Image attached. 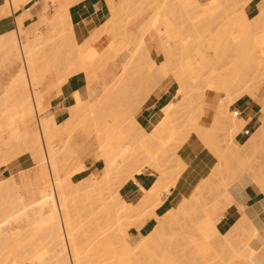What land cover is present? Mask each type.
I'll list each match as a JSON object with an SVG mask.
<instances>
[{"label":"rangeland","instance_id":"obj_1","mask_svg":"<svg viewBox=\"0 0 264 264\" xmlns=\"http://www.w3.org/2000/svg\"><path fill=\"white\" fill-rule=\"evenodd\" d=\"M45 1L46 2H50L53 5V9L55 11L54 13L58 12V10H59L58 6H57V4L59 2L58 0H45ZM76 1L77 2L73 1L74 4H76V3L80 2V1H84V0H76ZM109 1L111 2L112 0H109ZM109 1L107 0V2H109ZM129 1L125 0V2H126L125 3L123 0H113L112 3L115 6L121 5V3L123 2L124 3L123 8H126V11L125 10H123V11H125L127 14L125 12H124L125 13L124 14L123 11H122L120 14H118V12H117V14H118L117 15L116 12H114L115 10L113 11V9L110 8V12L113 11L111 13L110 20L111 19H113V20H111V21L108 20L104 24L108 28H104L103 29V28H101L102 27L101 26L100 27L101 29L99 30V32H95V34H94V32H90L91 33L90 36H92L91 38H95L94 36L96 34L97 35L103 34V35H106L107 39H109L110 35L111 36L113 35L111 37L112 39L110 38L109 42H112V45L114 47H118V45H121V42L124 40V38H125V32L124 31H126V32H128V34L132 33L131 35L129 34L126 37H129V38L132 37L133 38L132 42H131V39H130L131 49L133 50V49H135V45L133 44L134 38H136L137 40L135 39V41H138V42L141 39V33H139V30H141L140 29L141 26H144L147 23V21L148 22L152 21V18H155V16L156 17L158 16L157 19H161V17H163L164 14L165 15L168 14L167 17H169V15L172 14V17H170V19L172 20L175 17V19L172 20V21H173V23H174V21L176 22L175 26H176L177 29L178 28L181 29V30L178 29L179 32L180 31L184 32L182 37H184L185 39H186V37H188V39H186L187 43L185 42L184 47L182 45H177V47L175 46V49L177 48V50H178V49H180L182 47L185 51H187V50H191L193 48L196 51V49L202 48L204 51L207 52V54L210 57L216 58V62L217 63H215V64H216L217 67H215V68H217V69L219 68V71H217V69H216L217 72L215 73V75L217 74V77H219V76H221L223 74L228 75V71H231L233 69H237L236 65H235L236 62H234V59L239 58L240 56H242V55H240V53H243V51L242 52H237L238 48L239 47L241 48L243 46V44L241 45V42H240V39H242V37L240 35V32H243L247 28L246 31H244V32H247L248 30L250 31L249 39L252 38V40L251 41L248 40L247 42H249L248 45L251 44V46H250L251 49L249 51L251 55H249L248 53H247L248 55L244 54L246 57L243 60H246L247 56H251V57H249L251 59L248 58L249 60L246 63L245 62H241V63H244V64H242L243 66L240 65V63L238 64L239 67L238 66L237 67H238V70L240 72L239 76H241V77H239V80H237V83H232L233 85L231 84L229 86V89L232 86V88H231L232 90L230 89V91H229V89H228L227 90V92L229 91L228 93L226 91H220V93L217 94V97L219 98V100L217 102H215V105H219L220 102H222V100H223V102L226 100L224 103L227 104L228 100L225 99V97L227 98V94H231L232 93L231 95L233 97V100L235 101V102H232V103H236L237 100H239L240 98H243L245 96H249L251 99H255L259 95V91L261 89H264V59H263L264 58L263 57L264 56V26H263L264 25V21L262 20V18L264 17L263 15H262V18L259 19L260 21L258 19L255 20V22L257 21L256 22L257 24L255 22H251V24H250L251 28H249V26L246 27L245 25H243L244 26L243 27L240 24L241 21L239 23L237 22V21L240 20V18H238V17L241 16V15L238 16V14H240L242 12L241 5H238L236 7L234 6V9H232L233 7H229V5H227L225 2H222V0H220V1L214 0V2H212L210 4V6L209 5L205 6V8H206L205 11L203 9L204 7L202 6L203 12L201 10V7H199V6H198L199 7L198 11H196L197 10V5H196V8H195V6L189 7L192 10L189 9L188 7L187 8L185 7L186 9L184 8L183 10L186 11L187 13L184 12L183 10L180 11V12L175 10L176 9V4L178 5V3L181 2L180 0L179 1L178 0H171V1L169 0V2H168V0H166L167 2L164 1V0H136L137 2L139 1L138 3L135 0H133V1L129 0ZM173 1H175V2H173ZM176 1H178V2L176 3ZM133 2H135V3H133ZM263 2H264V0H261L259 4L263 5ZM165 3H167V4H165ZM161 4L162 5L164 4V5L162 6ZM182 4L183 3H181V5ZM249 4L247 6L246 13H247L248 17L252 19L258 13V9H257V12H256L255 15L249 16V13L251 12V10L253 8V6L249 7ZM181 5H179V7H181ZM225 5H227V6L225 7ZM251 5H253V0H252ZM185 6H186V4H185ZM179 7L177 9L181 10V8L179 9ZM228 7H229V9H227ZM156 8L158 9V11H157ZM193 8H194V10H193ZM163 9L165 10V12H164ZM46 10H49L47 4H46ZM160 10H162V12H164V13L161 14V16H160V12H161ZM227 10H230V11H227ZM156 11L158 12V14H157ZM236 12H238V13H236ZM113 13H115V14H113ZM155 13H156V15H155ZM236 14H237L238 17H235ZM116 17H118V18L116 19ZM234 17H235V21H236V18H238V20L236 21L237 24H235V22L233 20ZM228 19L229 20L232 19L233 22L232 23L231 22L228 23L229 22ZM258 21H259V23H258ZM108 22H111V23H109V25H108ZM113 23H114V26L112 25ZM159 24H160V21H159L158 25ZM229 24L232 25V26H230ZM122 25H124V26H122ZM240 25L243 28H241ZM257 25H258V28L256 27ZM60 26H62V24H60ZM111 27H112V29H111ZM122 28H123V30H122ZM255 28H256V30H255ZM109 29H111V31H109ZM103 32H105V33H103ZM155 32H157L155 29H151L150 30L149 36L146 37V41H147L146 43L148 44V46L151 47L152 59L157 60L158 64H161L164 61V56L163 55H161V56L157 55L156 48H155L157 37H156V33ZM260 32L261 33L263 32V33L261 34ZM188 33H189V35H188ZM14 34H16V33H14ZM251 34H253L254 36L251 35ZM255 34H257V35H255ZM259 34L261 36H263V37H261ZM42 35L46 36V35H48V32H45L44 34L42 33ZM132 35H134L135 37L132 36ZM218 35L220 37L223 36V38H222V44H220L221 41L219 39L217 40V41L220 42V43L218 42V45H217V41H216V37L215 36H218ZM21 36H23V35H20V37ZM90 36H89V39H90ZM138 36H139L140 39L137 38ZM114 37H115V39H114ZM121 37L123 39H121ZM212 37H215V39L212 38ZM184 38H183V40H184ZM115 40L117 41V43H116ZM211 40H213V41H211ZM57 41H59V39ZM71 42H72V39H71L70 43ZM113 42H114V44H113ZM211 42H213V47L212 48L215 49L216 46L220 48V45H223V47L221 46L222 50H225V52L228 51L227 53H225V56H224L225 60L224 59H223V61L221 60V58H223L222 55H223L224 51L222 52L221 50L220 51L218 50L219 51V52H217L218 55L215 54L216 51L214 52L213 49L211 48V46H212ZM238 42H240V46H239ZM134 43L136 44L137 42H134ZM209 43H211V46H210ZM52 45H54V43ZM224 46H226L227 50H226V48L224 49ZM246 46L244 45L245 48H246ZM240 48H239V50H240ZM115 49L116 48H112L111 52H109L110 50H108L109 53L105 52V54L103 52L104 50L101 51L104 54L103 55L101 53V56H100V57H103L102 58L103 61L99 60L100 63L95 61V63H97V66H94L95 69H94L93 73H92L91 70H89V71H91V75H93L95 73L94 77H93V81H95V82L97 81L96 75H97L98 71L100 73L104 69L103 67L109 66L110 63H114V64L120 63V65H118V66H121V67L118 68V69H115L113 71L116 73V78H117V76H119L121 74V72L123 71L122 63L125 61V59L120 54L116 55L115 51H114ZM245 52H247V51H245ZM220 53H222V54H220ZM232 53H233V55H232ZM235 53H236V55H235ZM97 54H100V52L97 53ZM194 54L196 55V52ZM226 54H228L227 57H226ZM237 54H239L240 56H238ZM216 55L217 56H222V57H220V58L218 57L217 58ZM230 55H231V57H230ZM244 55L242 56L243 58H244ZM95 56H97V55H95ZM98 57L99 56H97V58L93 57L94 58L93 60H97V59L100 58V57L99 58ZM229 57H230V59H229ZM232 58H234V59H232ZM219 59H220L221 62L219 61ZM240 59H241V57H240ZM240 59H237V61L239 62ZM261 60H263V61L261 62ZM150 62H151V60L150 59L147 60V58H146V60L144 59L142 62H140V63H138L136 65V67L138 66L140 68H137L138 69V71H137V69H135L136 68L135 67L134 68L135 70L133 69V71L131 72V75L133 77L131 76L132 78L130 77L129 82L126 85H124L123 87L120 88L121 91L120 90L116 91V93H118V94H116L115 97H113L111 99V101H113V102L110 101L111 105L109 104V106H111V107L110 108L108 107L109 110H107L108 108L105 109V110L103 109V111H102L103 114L101 116H99V117L97 116V119L94 118V117H91L90 115H87L88 112H86L85 117H84L85 123H84V120H83L82 124L80 123L81 125L78 126L76 131L71 134V136H72L71 140H70V137H68V139L70 140V141L68 140V142H69L68 145L72 146L73 148H75V146L77 147V148H75L77 151L74 150L76 152V156L75 155H73L75 157L72 156L76 160V162H74L75 160L74 161L71 160L72 162H74L76 164L72 165L71 164L72 162H70L69 158H68L69 162L66 161L67 159H65L66 162L63 161V162H65L63 164H65V167L68 168V170L65 169V171H67V175H62V173L63 174L66 173L63 170H61V175L64 178H66V176H67L68 177L67 179H69V178L72 179V180L69 179V180H71L70 181V198H71V202H73V203H71V210L73 211V213L75 211L76 214H77V218H75V219H76V222L79 224L78 225L79 230L84 232V234L81 233V235H84V237L82 236L83 237V243L87 240L86 241L87 243L85 242V244H86L85 247H88L87 245H90L93 241L98 239V237L100 236L99 235L100 233H102L104 231H111L112 229H116L115 226L117 224L115 226H113L115 224L116 220L114 219L115 218L114 217L115 216V212L113 214V211H115V209L113 210V207L111 206V202H112L111 198L113 196L114 197L116 196V194H117L118 190L121 188V186L126 184V182L128 180L132 179L137 174V172L139 171V167H141L140 168L141 171L143 170L145 172H150L151 175L154 173L155 176L154 175L153 176L155 178H156V175L157 176H162L160 174H163V176L161 178L160 177L156 178V184L158 183L159 179H160L159 182L162 183L163 180H164V182L162 184L161 183L158 184V187L159 186L162 187V185H163L162 188L155 187L156 184H154L152 186L153 189L156 188L155 190H153L154 193L151 190L152 187L149 190H147V193L150 192V190L152 191V193L150 192V194L151 195L154 194L153 195L154 196V198H153L154 200H156V199L158 200L159 199L160 201L156 200L157 201L156 203H152L151 202V204H144L145 201H142L143 203L139 202V201H135L134 202L135 206H134V204H132L130 206H128V205L126 206L125 204H123V205H121L119 207V208L122 209V211H121V213L119 215L120 218H121V221H122L121 223L124 222L123 225L125 226V229L128 230V234L130 236V240H134V238L138 235V234L134 233V231H132V228H135L137 231H139V229H140V227H141V225L143 224V221H144L143 218H145V211L149 210L151 215L152 214L154 215V210L157 208V206L160 205V204L158 205L157 203L161 202L162 194L163 193H169L170 188H172L175 185L177 180L180 178V176L184 172L182 168H181L182 169L181 170L180 168L177 167V164L178 165L180 164L178 162H182V159L178 155L179 150L182 148L181 143L179 144V141L182 142V140L183 141L187 140L192 135V133H191L192 132L191 131L192 127L191 126L193 125L194 122L190 123V124H189V122H192L191 118H193L192 119L193 121L195 120L196 117L198 118L197 114L199 113V111L196 114L193 113V112H195L194 110H197V109L199 110V106H197L198 105L197 103L200 102L202 104L203 102H201V100L204 101V99L201 98L200 96H202L203 93H211V92L209 90H207V84H205L206 80L205 79H198L199 82L193 83L191 85L192 86L191 87L192 90H191V95H190V100H189V105H190L189 108H190L191 111L189 109H185L186 108L185 105H182V106L179 105V104H182V103H179V102H181V100H180V98L177 97L178 94H176V89L178 88V86L176 85V87H175V82L173 80L175 78V76H176L175 73H177L179 68H180V66H178L179 64L177 63L178 65H176L175 62H170L172 67L170 66V70L168 71L169 75H167V77L166 76L165 77H159L158 76L159 69H157L158 67L155 66V70L156 71H154V70L152 72L150 71L153 68L151 66H154L151 63V66H150L151 69H150V67H149ZM91 63H92L91 67H93V65H94L93 61ZM98 64H99V66H98ZM140 64H141V66H139ZM100 66H101V68H100ZM176 66H177V68H176ZM144 67H146V68L149 67L150 70L149 69L146 70ZM174 67L176 69H174ZM41 68L42 67H40V70H41ZM174 71H176V72H174ZM56 72H57V68L56 69H52L48 74H46V76L47 75L52 76L53 74L56 75ZM154 72H157V73H154ZM133 74H135V75H133ZM172 74H174V76ZM89 75H90V73H89ZM150 77L153 78V79H149ZM163 79L166 80V82L168 84L169 83L173 84V86L175 88V94H176V96L174 98L175 100H174L173 103H171V102H169V103H171L172 105H175L174 108H175V111L177 113V115L175 116V120L177 119L176 121L178 123L174 119H168L165 122H163V121L161 122V121H158L157 119H154V121L152 123H150V125L147 128H142L140 125L132 123V122L137 120L136 115L139 112L138 109L140 108L141 103L143 102V99H141V96L144 93H147V92L152 95L153 91L159 85V83L164 81ZM175 80H176V78H175ZM87 81H88V79H87ZM152 81L155 82L156 84H153ZM156 81L158 82V84H157ZM95 82H93V83H95ZM239 82L241 83V85H240ZM111 83H112V80L108 81L106 83V85H109L111 87L112 86ZM38 86H40V85L37 84V86H36V84H35L36 88ZM52 86H54L55 88H58V89L60 88L57 85H55V83L52 84ZM100 86H101V83H100ZM145 86H147V87L145 88ZM193 86H195L196 88L194 89ZM35 87H33V89H36ZM148 87L151 90H152V87H154V90L152 91V93H150L151 90L149 91ZM243 87H244V89H243ZM101 88H102L101 89L102 90L101 93L103 94L104 91L106 90V87L104 88V86H102ZM122 88H123V90H122ZM142 88H144L143 89L144 91H146V89L148 91L144 92L142 90ZM199 88H201V90H199ZM197 90H199V92ZM27 91L29 93L26 92V96H28L30 98L29 86H27ZM200 91H202V92H200ZM206 91H208V92H206ZM194 92H195V94H194ZM177 93H178V91H177ZM223 93H225V94H223ZM199 94H200V96H199ZM254 95L256 96L255 98H253ZM100 96H98L93 101L94 104L96 102H98ZM144 96H146V97L144 98ZM144 96H142V98H144V100H145L147 98V95H144ZM197 96H199V98L201 100ZM235 97H236V99H235ZM193 99L197 100V102L195 100H193ZM140 101H142V102L140 103ZM147 101L148 100L146 99V101H144V102L147 103ZM29 103H30L31 106L33 105L31 99H29ZM259 103L261 105V110H262L263 109L262 101H259ZM201 104H199L200 107H201ZM16 105L17 104H15L14 107H16ZM145 105L146 104L144 103V106ZM177 105L180 106V107L178 108ZM141 106H143V105H141ZM183 106H184V108H182L181 111H180V108L183 107ZM204 108H205V106H204ZM140 109H142V108H140ZM37 110H38V113H35L34 108H32V112L30 114H28L32 118V123L34 125V131L32 133L31 132H20L21 135L23 136V138L27 142L24 139H23V141H22V139L19 141L18 139H20V138H18L16 140V139H14L13 136H11V133L12 134L15 133V132H13L14 128L13 129L11 128L12 124L9 123L11 121L7 120L8 117L5 118V116L8 113H9V117H10L11 113L16 111V109H14V111L11 110V112L8 111L5 114L4 118L8 122H5L4 118H0V123H1L2 127L5 130L4 131L5 134L3 133V135L5 137V145L0 147V167L3 166V165H7L12 159L16 158L18 155H20L22 153H27L28 151H30L28 153H31V155L34 157V159L36 161L35 168L33 170H31L30 172L21 173V174H18L17 176L11 175L10 177L4 178V179L0 178V183H1V185H0V233L3 236L2 238H0V264H31L32 262H30L28 260V258L33 257L34 253L35 252L37 253V251H38L37 257H39V256L40 257L37 260L34 261L36 264H39L40 262H43L42 258L45 259V264H57V261H55L56 257H55V255H53L54 252L52 250L54 246L52 247V243H50L51 239L48 238L49 236H48L47 231L40 227L41 226L40 221L42 220V216H44L45 214L49 213L50 208H51L50 206L44 207L42 205L43 201H44V199H43L44 196L42 195V189L45 188V187H48L47 188L48 194H50L51 192H50L49 183H48L49 174H46V175L44 174L45 176L44 175L42 176V174H43L42 173V168L48 173L47 166L45 164L44 165H39V163L37 162L38 160L35 158L36 157L35 156L36 146L34 145V138L33 137H34L35 133L38 130L37 129L38 128V126H37L38 118L36 119V116H37V114H39V116H40L43 113V112L40 111V107H38V105H37ZM110 110H112V113L113 112L114 113L113 114L110 113L111 112ZM177 110H179V111L177 112ZM182 110H183V112L185 114L184 113L181 114ZM186 111H188V113L189 112H191V113L187 114ZM13 114H15V112ZM186 114L189 115L188 116L189 118H187ZM224 114H221L220 110L218 108H216V106H215L213 111H211L209 113V115L212 117L211 125H206V122L204 123V127H208V129L210 128V130H211L212 126H214V125L217 126L215 128L213 127V130H211V131L214 132L213 133L214 135L217 134V137L215 136L216 140H218L217 142L221 146L224 154L226 153L224 155V159H225L224 160V164L221 165L220 159L217 157V154H215V156L217 157V165L214 168V170L211 172V174L205 180H203L201 183H199L195 187L192 195L189 198H184L183 201L180 204H178L177 207H175L172 210H170L167 213H165V214H168V213L172 214L169 218H168L169 214L165 215L166 218H162L163 222H164V225H165V223H167V225L164 226L165 229H166L165 232H167V237H164V240H166V241L168 240V242H165L164 240H162V243H163L162 244L161 240H160L161 237L160 238H156L155 236H153L156 239L152 238L153 241L155 240V243H152V244L154 245V244H156L159 241L161 244H160V246L159 245L158 246L162 247V248H159L157 245H155L157 247H153V245L150 248L146 247L147 250L150 249L149 252H147L148 254H150L149 255L150 256L149 259H147L148 255L146 256V255L142 254L144 252H141V251L135 252L136 255H137V258L139 257V259H140V255H143L142 257H144V256L146 257V259L144 260L143 264H166V263L167 264H243V262H242L243 261V257L246 256V254H245L246 253L245 252L246 249L243 246L248 241V236H249V231L250 230H247L245 233L241 232L243 230H240V229L235 230V231H237V233L240 234V236L237 237L236 236L237 234L235 232L234 235L236 237L231 235V236H233V238H231V236L229 235L230 237L228 238L226 236L227 233H230V230H232V234L234 232V229H232V228H234V226H236V224H234L232 227H229L227 229V232L222 233V236H220L224 240L225 239L228 240L227 243H226V240L224 241L222 238L220 239L219 237H214V238H211V239H208V240L205 241V243H207L209 245V246H206L207 248L205 247V245L203 243V240H205L204 237L202 236L203 238L202 237L200 238L201 232H203V230H204L203 225L201 223L203 221L205 222V220L203 219V215H204L203 211L205 210V208L209 209V207H213L212 204H214V203L216 204L217 202L218 203L220 202V204L221 203L223 204V206L221 205V207H223V208H220L221 210L223 209V211H220V212H224V210H225V212H228V214H230V213H232V210H233L232 207L233 206L235 207V209L239 208L240 211L242 210V201H240V200H242L241 197H238V198L234 197L235 199H232V200L236 204L233 202L234 205L231 204L230 207L231 206L232 207L231 208L228 207V209H227L226 205L224 204V202H226V200L224 201V199H223V201L222 200L219 201L220 198H219L218 194H221V192L223 191V186L225 184H232L233 185L232 187L236 188L239 178H242L243 174H245V175H247V177H248V179L250 181H252L253 183H256V184L259 183L260 185H262V188L264 189V121L263 120L261 121V113L259 112V115H258V118H257V122L254 125V130L251 132V134H252L251 137H249L248 140H246L242 145L241 144L238 145V143H236L234 139H235V136L239 132H241L243 130V127L240 126V125H243V124H241V122H240V124H239V122H236L238 124H233V121L235 123V120H234L235 118H233L231 114H234V113H230V114L228 113L231 118L228 117V114H227V116L224 115ZM28 115H25V116L27 117ZM103 115H107V116H103ZM190 115H192L191 118H190ZM220 115H222L224 117L223 119H225V117H228L229 119L227 118L228 120L226 119L227 121H225V120L220 118L221 117ZM236 115H237V113L234 114V116H236ZM16 116L19 117V114H17ZM25 116H24V118L20 117V121L25 120V118H26ZM114 116H115V118L118 117V119L117 118L116 119L113 118ZM177 116H178L179 119L177 118ZM119 117L121 119H123V120H120ZM232 118H233V121L231 122ZM15 119H16V117H15ZM18 119H16L14 122L17 123ZM101 119L102 120H106V119L108 120L109 119L108 121H110L111 123H112V121H113V123H116L115 120L116 121L118 120L117 122H119V123H116V125L119 124V127H122L121 128L122 131L123 132L125 131L124 132V134H125L124 136H126V137L128 136L127 138H125V140L123 141V145H122V148H124L123 149L124 150V158L126 160V172L124 174H122V175L118 174V173H115V174H111L109 176V175L106 174L105 165H104L103 158H102V149L100 148L102 146L100 144H102V143H100V139H99V136H98V129H97L98 127H96V124H95V121L97 123V120H101ZM188 119H190V121H188ZM198 119H196L195 121H198ZM217 119H219V121ZM9 120H11V119L9 118ZM86 120H88V121H86ZM124 120H125V122H123ZM171 120H173V121H171ZM202 121H203V117H202ZM223 121H225L224 125H222ZM236 121H238V120L236 119ZM215 122H217L216 124L219 123V125H220V122L222 124L220 126H218L216 124H213ZM16 123H14V127L16 126L15 125ZM128 123H129L130 127L128 126ZM175 123H177L176 126L178 127L179 130L175 126ZM131 124L132 125L135 124L136 126H138L139 129L136 126L135 127L137 129H134L135 127L133 128V126H131ZM7 126H10V130L8 129L9 127L7 128ZM162 126H165V127L169 128V129H172L174 132L177 133V134L175 133L176 137L174 139H172V141L174 140V143L175 142H178V143L176 145L174 143L172 144V141L167 139V141L169 142V145L167 144V146L165 148H163L162 151L160 150L161 153H159V155H158L159 157L157 155H156V157H154L155 155H153V154H157L158 151H159V148H161V146L160 147L158 146V145H160L159 143L161 142V140L158 138L160 135H158L156 133L159 130V128H161ZM222 126H223V128H222ZM16 127L18 129L20 128L18 126H16ZM114 127H116V126H114ZM245 127H247V125ZM218 128H220V129H218ZM142 129H144V130H142ZM174 129H176V130H174ZM181 129H182V131H181ZM214 129H217V131H215ZM133 130H134V132H133ZM136 130L137 131L139 130V132H138L139 134H140L141 130H142V132L144 131V133L141 132L142 134L139 135L137 132H135ZM177 130L180 131L181 133L180 132L178 133ZM130 131H132V132H130ZM24 133H26L28 135H23ZM143 134H145V135H143ZM135 135L136 136L139 135L138 136L139 138L136 137ZM146 135H148L147 138L145 137ZM151 136H152V140L150 141ZM153 136H154V138H157L154 141H153V139H154ZM116 137H120V135H118ZM142 137L143 138L145 137L146 139L141 141L140 139ZM184 137H185V139H184ZM161 138H162V142L161 143H164L163 141H165V144H162V145H166V138H168V137L167 136H166V138L164 137L165 139L163 137H161ZM136 139H139L140 142L138 140H136ZM143 141H144V143H142ZM146 141H149V142H151L153 144H157V143L158 144L152 146L151 143H148V145H146ZM10 142H12V143H10ZM70 142H72V143L70 144ZM26 143H28V144H26ZM170 143L172 145H170ZM16 144H17V146H16ZM131 145H132V147H131ZM127 146H128V148H127ZM139 146H141V147H139ZM148 146H152L153 148L150 147V148H146L145 149V147H148ZM172 146H173V148H172ZM175 146H177L178 148H175ZM179 146H181V147H179ZM142 147H143V149H142ZM34 148H35V150H34ZM126 148L129 149V150H127ZM130 148H131V150H130ZM16 149H17V151L14 152L13 150H16ZM25 149H26V151H25ZM149 149H151V150L155 149L156 153H155L154 150H152V151L150 150L151 151L150 152ZM170 150H171L170 153H172V151H173V153L177 155V156L176 155L175 156L179 160L174 156L173 153L172 154L169 153L170 155H168V152ZM131 151H132V154H131ZM164 151H166V152L164 153ZM148 152H150V153H148ZM231 152L233 153V155L230 154ZM134 153L136 154V156H133ZM150 154H152L153 156H151ZM161 154H164V155L161 156ZM131 155L135 159L134 158L131 159V157H132ZM166 155H167L168 158L166 157ZM173 156H174V159L172 160ZM72 157H71V159H72ZM165 157H166V159H165ZM169 157H171V159ZM157 158H159V159H157ZM167 159H170L169 160L170 164L168 163ZM175 159L178 162L175 161ZM137 160H138V165L140 164L139 166L137 165ZM166 160H167V162H166ZM171 160L174 161V162H172ZM97 161L102 162L101 169L98 172H96V171L95 172H91L89 169L87 170V168L89 167L88 163H92L93 164V163H95ZM139 161H141V163H139ZM156 161L158 163H156ZM132 162L133 163L136 162L135 165H133ZM165 163H168V165L165 164ZM67 164H69L71 166L69 167ZM81 165L86 167V172H84V173L81 172L80 173L79 168L81 167ZM135 166H137L138 168L135 167ZM162 166H163L164 169L161 168ZM61 167H63V166L61 165ZM133 167L137 168V169H135L136 173L134 172L135 170H133L134 169ZM155 167H156V169H155ZM152 169H155V171L160 172V173H158L159 175L155 174V171H153ZM178 169L180 170V172H179ZM77 171H78V173H77ZM132 172H134L135 174H133ZM174 172H175V174H174ZM68 173H69V175H68ZM214 174H217V176L215 175L214 177H215V179H218L219 182L217 181L218 182L217 183L216 180L214 179L213 183L215 182L218 185L215 184V185H213V187H211V186L207 187L206 186L207 183H205V185H204V182L207 179H209L211 176H213ZM78 176H82V178L77 180L76 177H78ZM74 178H75V180H74ZM162 178H163V180H162ZM40 182H42L41 185H39ZM3 183H4V185H3ZM204 187H206V188H204ZM210 188H211V190H210ZM203 189L204 190L207 189V190L204 191ZM213 189L215 191H217L215 194H214L215 191ZM161 191H162V193H161ZM201 191H204L205 193L201 192ZM144 193H146V191ZM71 194H72L73 198H72ZM262 195H263L262 198H264V193ZM19 197H21L20 199H22V197H24L25 204H24L23 208L19 207V204H18ZM217 197H218V200H217ZM222 198H224V196ZM214 200H215V202H214ZM236 200L237 201L239 200L241 202L240 203V207H238L239 205H237L238 203L236 202ZM50 202H51V204H53V200L52 199H50ZM228 204H227V206H229ZM108 205H110L111 209H112V215H111L110 218H107L105 216V207L108 206ZM216 206H217V204H216ZM218 208H219V206H217V209ZM207 211H210V210H207ZM207 211L205 210L206 214H207ZM261 215L264 217V210L260 211V217L256 221V224L257 225L259 224V226H260L261 234H262L259 237L263 238V236H264V225H263L264 224L263 223L264 222V218ZM146 216H147V214H146ZM165 216H163V217H165ZM204 216H205L204 218H206V215H204ZM220 216H222V214ZM157 218L160 220L161 217L160 218L157 217ZM158 219H157V221H158ZM222 219H223V217H222ZM133 222L134 223L136 222V225H134ZM158 222L156 224L157 226H158ZM204 222H203V224H204ZM236 223L239 224L238 220H237ZM129 224L132 225V226H130ZM156 225L150 230V232H148L146 235H143L144 237L145 236L149 237V238H147V237L144 238L143 237L142 238L143 241L144 240L145 241L149 240L152 237V235H154L153 234L154 233L153 230L156 227ZM112 226H113V228H112ZM126 227H128V228H126ZM236 227H235V229H236ZM45 231H46V233H44ZM238 231H240V232H238ZM33 233H34V235H33ZM156 233L157 232H155V234ZM241 235H243L244 238ZM244 235H246V236H244ZM246 237H247V239H246ZM119 239L117 238L116 240H114V243L115 242L117 243V245H114V247H116V246L119 247L118 246L119 242L123 238H121L120 241H119ZM244 239H246V241ZM200 240H202V241H200ZM234 240H235L236 243H233ZM243 240H244V242H243ZM11 241H13V242H11ZM207 241H209V242H207ZM221 242H222V244H221ZM18 243L20 245L22 244L24 246V247H22V251L20 249H19V251L17 250V248L19 246V245H17ZM120 244H121V242H120ZM145 244H147V242ZM92 245H94V244L92 243ZM92 245H90V247H92ZM201 246L205 247L206 248L205 250H208L209 252L212 251V252L209 253V252L204 251V250H203L204 252H202V250H201L202 247ZM232 246H234V247L232 248ZM139 247H141V245ZM253 247H254V245H252V248ZM20 248H21V246H20ZM89 249H88V251H89L88 255H90V253L92 255L93 248H92V250L91 249L89 250ZM144 250H146V249L144 248ZM242 250H244V251H242ZM256 253H257V255H260V256H262L264 258V245H261L258 248V250L256 251ZM105 254H106V252H104V253L100 252V254L98 252L97 255H94L97 258H95L94 256L93 257L95 259H98V258L102 257V258H100L101 259V263H102V261H103V263H105L103 258H106L109 255V254H106L107 255L106 256ZM109 256H111V255H109ZM204 256L207 257V259ZM208 257H209V260H208ZM256 260L258 262L261 261L260 263L264 264V259L262 261L261 258L258 257V258H256ZM98 261H100V260H98ZM101 263L99 262V264H101Z\"/></svg>","mask_w":264,"mask_h":264},{"label":"bare ground","instance_id":"obj_2","mask_svg":"<svg viewBox=\"0 0 264 264\" xmlns=\"http://www.w3.org/2000/svg\"><path fill=\"white\" fill-rule=\"evenodd\" d=\"M3 1V0H2ZM31 1H33V0H6L5 1V6H4V10H9V8L10 9H14V10H17L18 8H21V5L22 4H25V3H28V2H31ZM59 2H66L65 4H63V5H60L59 6V10H58V12H56V15L54 16V22L53 21H51V22H53L56 26H60V24H62V26H64L63 24H65L64 22H65V20L67 19V13H68V9H69V7L70 6H73L74 5V2H77L76 0H58ZM74 1V2H73ZM109 1V0H108ZM113 1V0H112ZM112 1L109 3V2H107V3H109V4H107V5H109L108 7H109V9L110 8H112L113 9V11L114 12H116V14H117V12H118V14H120L123 10H125L126 11V8H123V6H124V3L122 4L121 3V5H118V6H114L113 5V3H112ZM124 2H125V0H123ZM129 1V0H128ZM133 1V0H132ZM136 1V0H135ZM164 1H166V0H164ZM171 1V0H170ZM179 1V0H178ZM178 1H176V3L178 2ZM181 2L180 3H178V5L176 4V9L175 10H177V11H182L185 7L187 8H189V7H191V6H195V8H196V5H197V10L196 11H198V8L199 7H201V10H202V12H203V9H204V11L206 10V8H205V6H207V5H209L210 6V4L212 3V2H214V0H180ZM183 1V2H182ZM218 1H220V0H218ZM252 0H222V2H225L227 5H229V7H233L232 9H234V6L236 7V6H238V5H241V9H242V12L240 13V14H238V16H240V17H238L237 16V14H236V16L235 17H238V18H240V20L239 21H237L238 20V18H236V21L239 23L240 21V24L243 26V25H245L246 27H248L249 26V28H251L250 27V24H251V22H255V20H259V19H261L262 18V15L264 16V2H263V5L262 4H259L257 7H258V13L256 14V16H254V18H249L248 17V15H247V13H246V9H247V6H248V4L251 2ZM53 2V1H52ZM130 2V1H129ZM137 2V1H136ZM139 2V1H138ZM137 2V3H138ZM162 2V1H161ZM160 2V3H161ZM167 2V1H166ZM168 2H169V0H168ZM173 2H175V1H173ZM126 3V2H125ZM133 3H135V2H133ZM159 3V4H160ZM181 3H183L182 5H181ZM165 4H167V3H165ZM185 4H186V6H185ZM219 4V3H218ZM127 5V4H126ZM147 5V4H146ZM162 5V4H161ZM164 5V4H163ZM162 5V6H163ZM169 5V4H168ZM167 5V6H168ZM179 5H181V7H179ZM190 5V6H189ZM222 5V4H221ZM227 5H225V7L227 6ZM134 6V5H133ZM132 6V7H133ZM199 6V7H198ZM202 6L204 7L203 9H202ZM208 6V7H209ZM126 7V6H125ZM153 7V6H152ZM160 7V6H159ZM179 7V9L181 8V10H178L177 8ZM229 7L227 8V9H229ZM240 7V6H239ZM238 7V8H239ZM158 8V7H157ZM156 8V9H157ZM163 8V7H162ZM185 8V9H186ZM1 9V8H0ZM159 9V8H158ZM158 9H157V11H158ZM161 9V8H160ZM189 9H191V8H189ZM188 9V10H189ZM224 9V8H223ZM240 9V10H241ZM136 10V9H135ZM164 10V9H163ZM169 10V9H168ZM187 10V11H188ZM192 10V9H191ZM193 10H194V8H193ZM226 10V9H225ZM1 12H2V10H0ZM113 11H111V13L113 12ZM125 11H123V13L125 12ZM132 11V10H131ZM156 11V12H157ZM161 12H160V16H161V14L162 13H164L165 12V10H164V12H162V10H160ZM167 11V10H166ZM184 11V10H183ZM227 11H230V10H227ZM236 11V10H235ZM6 13L8 12V11H5ZM4 12V14H6ZM12 12H13V10H12ZM24 12V11H23ZM174 12V11H173ZM176 12V11H175ZM184 12H186V11H184ZM232 12V11H231ZM8 13H10V12H8ZM126 13V12H125ZM124 13V14H125ZM183 13V12H182ZM187 13V12H186ZM234 13V12H233ZM236 13H238V12H236ZM2 14L3 13H1V16H2ZM73 14V13H72ZM113 14H115V13H113ZM117 14V15H118ZM127 14V13H126ZM132 14V13H131ZM157 14H158V12H157ZM174 14V13H173ZM176 14V13H175ZM155 15H156V13H155ZM154 15V16H155ZM0 16V17H1ZM8 16V15H7ZM12 16V15H11ZM71 16V15H70ZM139 16V15H138ZM168 16V14L167 15H165L164 14V16L163 17H161V19H157V17L155 16V18H152V21H150V22H148L147 21V23L144 25V26H141V30H139V33H141V39L139 38V36L137 37V38H139L138 40H139V42L138 41H135V39L136 38H134V42H137L136 44L133 42V44L135 45V49H131V45H130V39H131V42H132V37L131 38H129V37H126L127 35H129L128 34V32H126V31H124L125 32V38H124V40L121 42V45H118V47H114L113 45H112V42H109V40H110V38L113 36H111L110 35V37H109V39H107L106 38V35H103V34H99V35H95L94 37L95 38H91L92 36H90V39L89 38H87L82 44H78L77 42H76V40H75V35H74V32H48V35L47 36H44V35H42V33H40L39 31L38 32H30V33H26L25 31L23 32V29H22V19H21V21H20V23H18L19 24V27H17V28H19V29H17V30H19L18 32L16 31V34H14V32L13 33H11L12 34V36H10L9 35V37L11 38L10 40L8 39V42L6 43H4V41H1V40H3L4 38H2L1 40H0V42H3L5 45H7L8 46V44L10 45H12L15 49L14 50H16L17 48H18V54H19V61H20V64H21V70L20 71H18L19 72V74H16V75H18V76H16L17 78H16V80L15 81H12L13 83H10V85L11 84H13V85H9L10 86V90L12 91V90H16V89H18V88H22V99L20 100V102L16 105V107H14V109H16V110H20L21 111V114H19V120H20V117L21 118H24V116L25 115H28V114H30L31 112H32V108H34V110H35V113H38V110H37V105H38V107H40V111L41 112H45V109H44V107H43V105H42V96H41V94L40 93H38V92H36V93H33V91H32V86L33 87H35V84H36V86H37V84H39L38 82H39V80L41 79V78H44L45 76H46V74H48L52 69H56L57 68V72H56V75H57V77H58V86L60 87V86H62L70 77H72V76H74V75H76V74H85V77H86V81H87V79H88V81H87V83H88V85H89V87L93 84V82H95V81H93V77H94V74L93 75H91V71H92V73H93V71H94V69H95V67L94 66H97V63H95V61H97L98 63H100V61L102 60V58L103 57H100L101 56V51L102 50H104L103 52H104V54H105V52H107V53H109V52H111V49L112 48H116L114 51H115V54L117 55H122L123 57H124V59H125V62H123L122 63V66H123V71L121 72V74L119 75V76H117V78L115 77L114 78V80L112 81V83H111V87L108 85L107 87H106V90L104 91V93L103 94H101V96H100V98H99V100H98V102H96L95 104L93 103V95H94V92L91 90V89H89V92H88V94L85 96V97H83L81 100H80V102L78 103V104H76L75 106H73V107H71L70 108V116H69V119L63 124L62 123V125H56L55 123H54V121H53V119H52V117H43V118H39V114H37V117H38V124H37V126H38V130H37V132L35 133V135H34V145L36 146V153H35V158L38 160L37 162L39 163V165H46L47 166V169H48V173L42 168V176L45 174H49V177H48V183H49V189H50V194H48V190H47V188L48 187H45V188H43L42 189V195L44 196L43 197V199H44V201H43V206L44 207H47V206H50L51 208H50V211H49V213H47V214H45L44 216H42V220L40 221V224H41V228L42 229H45L46 231H47V233H48V238H50L51 239V241H50V243H52V247H53V252L55 253H53V255H55V257H56V260L55 261H57V264H99V262L101 263V259L100 258H102V257H100V258H98V259H95V258H97V257H95L94 255H97V253L99 252V254H100V252L102 253H104V252H106V254H109V255H111V256H107L106 254V258H103L104 259V261H105V263H103V261H102V263L103 264H143V262H144V260L146 259V257L144 256V257H142L143 255H148V257H147V259H149V255L150 254H148L147 252H149V248L150 247H152V243H155V240L153 241V239L152 238H154L153 236H155L156 238H160V240H161V243H162V240H164V237H167V232H165L166 231V229H165V225H167V223H165V225H164V222H163V219L162 218H166V216L165 215H168V218L172 215V214H170V213H168V214H164L163 216H165V217H163V216H161V218H160V220L158 219V221L160 222H158V226L156 225V227L154 228V230H153V234L154 235H152V237L149 239V240H147V241H143V237L144 236H142V235H137L135 238H134V240H130V236H129V234H128V230L127 229H125V226L123 225L124 224V222L123 223H121L122 221H121V218H120V213H121V211H122V209L121 208H119L121 205H123V204H125L126 206L128 205V206H130V205H132V204H134V202L135 201H139V202H142V201H145L144 202V204H151V202L152 203H156L157 201L156 200H154L153 198H154V194L153 195H151L150 194V192L152 193V191L153 190H155L156 188H154L153 189V187H152V191L150 190V192H148L147 193V190H143L142 189V192H143V197L141 198V199H135L134 201H128V200H126V199H124V198H122L121 196H120V194H119V190H118V192H117V194H116V196L114 197H112L111 198V200H112V202H111V206L113 207V210L115 209V211H113V214H114V212H115V220H116V222H115V224L113 225V226H115L116 224V229H112L111 231H104V232H102V233H100L99 235V237H98V239H96L95 241H93L92 243L94 244V245H92V243L90 244V245H92V247H90V245H87L88 247H85V242L87 241H85L84 243H83V237H84V235H81V233H83L84 234V232L83 231H80L79 230V227H78V223L76 222V219L75 218H77V214H76V212L74 211V213H73V211L71 210V203H73V202H71V198H70V181L72 180L71 178H69V179H71V180H69V179H67L68 177L66 176V178H64L62 175H67V171H65V169H67L68 170V168L67 167H65V164H63V163H65L66 161H68L69 162V160H70V162H72L71 160H75L73 157H75L76 156V152L74 151V150H76L75 148H77L76 146H75V148H73L72 146H70V145H68L69 144V142H68V137H70V140H71V138H72V136H71V134L72 133H74L75 131H76V129L78 128V126H80L81 124H82V122H83V120H84V117H85V114H86V112H88V114L87 115H90L91 117H94V118H96L97 119V116L99 117V116H101L102 114H103V109L105 110V109H107L108 107L110 108L111 106H109V104L111 105V103H110V101H111V99L113 98V97H115V95L116 94H118V93H116V91H118V90H120V88L121 87H123L124 85H126L128 82H129V79H130V77L132 76L131 75V72L133 71V69L136 67V65L138 64V63H140V62H142L144 59L146 60V58H147V60L148 59H150L151 60V62H150V65H149V67L151 66V63L154 65V66H151V67H153L152 69H151V67H150V69H149V67L148 68H146V67H144L146 70L147 69H149L151 72L154 70V71H156L155 70V66L156 67H158L157 69H159V74H158V76L159 77H167V75H169L168 74V71L170 70V66H171V64H170V62H175L176 63V65H178V66H180V68H179V70H178V72L177 73H175L176 74V76H175V78H176V82H177V84L179 85V89H178V95H177V97L178 98H180V100H181V102H179V103H182V104H179V105H185L186 106V108L185 109H189L190 110V105H189V100H190V95H191V85L193 84V83H197V82H199V80L198 79H205L206 81H205V84H207V90H209V91H211L212 89H214V87L216 86V84L217 83H219V85H220V91H226L227 92V90L229 89V86L232 84V83H237V80H239V77H241V76H239V74H240V72H239V70H238V67H239V63H240V65H242V64H244V63H241V62H248V60L249 59H251V58H249V57H251V56H247V58H246V60H243V59H245V55L244 54H249V55H251L250 54V46H251V44H249L248 45V43L249 42H247L248 40H252V38L251 39H249V37H250V31L248 30L247 32H244V31H246V29L243 31V32H240V35H241V37H242V39H240V42H241V45L243 44V48L241 47H239L240 48V50H239V48H238V50H237V52H242L243 51V53H240V55H244V58L242 57V56H240L239 54H237L238 56H240L241 57V59H240V57L239 58H237V59H240V61L238 62L237 61V59H234V58H232V59H234V62H236V68L237 69H233V70H231V71H228V75H225V74H223V75H221V76H219V77H217V78H215L214 77V75H215V73L217 72V71H219V68L217 69V68H215V67H217L216 66V64L211 60V59H209V57L204 53L205 51L202 49V48H199V49H196V51L195 50H187V51H182L183 50V48H182V50H180L182 53H179L180 51H179V49H178V51H177V48L175 49V46L177 47V45H182L183 47H184V45H185V42H186V39H188V37H186V39L184 38V37H182L183 36V33L184 32H179L178 31V29H180V28H176V22L174 21V23H173V21L172 20H174L175 19V17L171 20L170 19V17H172V14H170L169 15V17H167ZM3 17V16H2ZM152 17V16H151ZM233 17V16H232ZM235 17H234V22H235V24H237L236 23V21H235ZM45 18V17H44ZM118 17H116V19H117ZM264 18V17H263ZM262 18V20L264 21V19ZM53 19V18H52ZM151 19V18H150ZM110 20V19H109ZM111 20H113V19H111ZM110 20V21H111ZM115 20V19H114ZM232 20V19H231ZM231 20H229L228 19V23H232L233 22V20L231 21ZM17 21H18V19H17ZM45 21V20H44ZM69 21V18H68V20H67V22ZM70 21H71V18H70ZM116 21V20H115ZM159 21H160V24L158 25V23H159ZM260 21V20H259ZM259 21H258V23H259ZM113 22V21H112ZM257 22V21H256ZM255 22V23H256ZM53 23H52V25H53ZM69 23V22H68ZM109 23H111V22H108V25H109ZM17 24V25H18ZM44 24V23H43ZM48 24L50 25V23L48 22ZM123 24V23H122ZM127 24V23H126ZM257 24V23H256ZM44 25H46V23L44 24ZM71 25V24H70ZM113 26H114V23L112 24ZM116 25V24H115ZM230 25V24H229ZM241 25H240V27H241ZM261 25V24H260ZM55 26V28H57ZM105 26V27H104ZM111 26V25H110ZM122 26H124V25H122ZM121 26V27H122ZM157 26V27H156ZM230 26H232V25H230ZM252 26V25H251ZM264 26V25H263ZM180 27V26H179ZM244 27V26H243ZM243 27H241V28H243ZM257 28H258V25L256 26ZM262 27V26H261ZM54 28V29H55ZM66 28H69V27H66ZM101 28H108V27H106V25H103ZM100 28V29H101ZM235 28V27H234ZM111 29H112V27H111ZM111 29H109V31H111ZM126 29V28H125ZM151 29H155L157 32H155L156 33V37H157V39H156V45H155V48H156V52H157V55L158 56H161V55H163L164 56V61L161 63V64H158V62H157V60H154V59H152V56H151V53H152V50H151V47L150 46H148V44L146 43L147 41H146V37H148L149 36V34H150V30ZM239 29V28H238ZM37 30V29H36ZM61 30V29H60ZM67 30V29H66ZM65 30V31H66ZM72 30V29H71ZM122 30H123V28H122ZM121 30V31H122ZM181 30V29H180ZM183 30V29H182ZM255 30H256V28H255ZM57 31V30H56ZM120 32V31H119ZM85 33V32H84ZM103 33H105V32H103ZM252 33V32H251ZM255 33V32H254ZM259 33V32H258ZM261 33V32H260ZM263 33V32H262ZM261 33V34H262ZM91 34V33H90ZM93 34V33H92ZM94 34H95V32H94ZM111 34V33H110ZM124 34V33H123ZM132 34V33H131ZM130 34V35H131ZM134 34V33H133ZM20 35H23L24 36V41H22V43H21V52H20V49H19V45H18V37H20ZM59 35V36H58ZM139 35V34H138ZM188 35H189V33H188ZM251 35H253V34H251ZM255 35H257V34H255ZM260 35V34H259ZM58 38H57V37ZM132 36H134V35H132ZM186 36V35H185ZM254 36V35H253ZM261 36V35H260ZM8 37V36H7ZM86 37V36H85ZM108 37V36H107ZM135 37V36H134ZM216 37V41L219 39L220 41H221V43L219 42V41H217V45H218V42L220 43V44H222V38H223V36L222 37H220L219 35L218 36H215ZM215 37H212V38H214L215 39ZM261 37H263V36H261ZM6 38V37H5ZM183 38H184V40H183ZM211 38V39H212ZM59 39V41H57ZM71 39H72V42L70 43V41H71ZM112 39V38H111ZM114 39H115V37H114ZM121 39H123L122 37H121ZM210 39V38H209ZM6 40V39H5ZM129 40V41H128ZM137 40V39H136ZM57 41V42H56ZM116 41V40H115ZM114 41V42H115ZM119 41V40H118ZM211 41H213V40H211ZM114 42H113V44H114ZM215 42V41H214ZM240 42H238L239 43V46H240ZM54 43V45H52ZM116 43H117V41H116ZM187 43V42H186ZM211 43H212V46H211ZM211 43H209L210 44V46H211V48L213 47V42H211ZM132 44V43H131ZM132 44V45H133ZM138 44V45H137ZM219 44V45H220ZM2 45V44H1ZM137 45V46H136ZM215 45V44H214ZM244 45L246 46V48L244 47ZM113 46V47H112ZM216 46V45H215ZM223 47V45H220V48L219 47H217L216 46V48L214 49V48H212L213 49V51L215 52V54H217V52H219L220 50L223 52L224 51V53H223V58H221V60L223 61V59H224V56H225V53H227V52H225V50H222V47ZM249 47V48H248ZM3 48L5 49L6 48V46H3ZM2 48V50L4 51V49ZM226 48V46H224V49ZM245 48V49H244ZM248 48V49H247ZM108 50H110L109 52H108ZM219 50V51H218ZM226 50H227V48H226ZM192 51V52H191ZM194 51V52H193ZM245 51H247V52H245ZM4 52H6V51H4ZM100 52V54H97V53H99ZM196 52V55L194 54ZM236 52V53H237ZM245 52V53H244ZM7 53V52H6ZM14 53H15V51H14ZM236 53H235V55H236ZM8 54H9V52H8ZM8 54H6V57H7V55ZM11 54H12V52H11ZM16 54H17V52H16ZM103 54V53H102ZM103 54V55H104ZM220 54H222V53H220ZM219 54V55H220ZM231 54V53H230ZM247 54V55H248ZM10 55V54H9ZM95 55H97V56H99L98 58L99 59H97V60H93L94 58H97V56H95ZM111 55V54H110ZM178 55V56H177ZM218 55V54H217ZM216 55V56H217ZM227 55L228 54H226V57H227ZM232 55H233V53H232ZM234 55V56H235ZM11 56V55H10ZM15 56V55H14ZM180 56V57H179ZM222 56H217V58L219 57H222ZM17 57V56H16ZM94 57V58H93ZM114 57V56H113ZM230 57H231V55H230ZM230 57H229V59H230ZM233 57V56H232ZM264 57V56H263ZM9 58V57H8ZM13 58V57H12ZM249 58V59H248ZM262 58V57H261ZM260 58V59H261ZM18 59V58H17ZM228 59V58H227ZM264 59V58H263ZM100 60V61H99ZM225 60V59H224ZM93 61V67H91L92 65V62ZM103 61V60H102ZM219 61H220V59H219ZM263 60H261V62H262ZM221 62V61H220ZM238 62V63H237ZM147 63V62H146ZM178 63V64H177ZM219 63V62H218ZM174 64V63H173ZM98 66H99V64H98ZM139 66H141V64L139 65ZM175 66V65H174ZM238 66V67H237ZM243 66V65H242ZM40 67H42L41 68V70H40ZM172 67V66H171ZM93 68V69H92ZM100 68H101V66H100ZM137 68H140V67H136L135 69H137ZM176 68H177V66H176ZM175 67H174V69H176ZM134 69V70H135ZM173 69V68H172ZM173 69V70H174ZM216 69H217V71H216ZM89 70H91V71H89ZM100 70V69H99ZM148 70V71H149ZM137 71H138V69H137ZM149 71V72H150ZM227 71V70H226ZM146 72V71H145ZM144 72V73H145ZM174 72H176V71H174ZM89 73H90V75H89ZM143 73V72H142ZM154 73H157V72H154ZM133 75H135V74H133ZM152 75V74H151ZM150 75V76H151ZM173 76H174V74H172ZM142 76V75H141ZM153 76V75H152ZM157 76V75H156ZM133 77V76H132ZM131 77V78H132ZM97 78V77H96ZM14 79V78H13ZM149 79H153V78H149ZM148 79V80H149ZM155 79V78H154ZM157 79V78H156ZM159 79V78H158ZM95 80V79H94ZM160 80V79H159ZM164 80V79H163ZM242 80V79H241ZM161 81V80H160ZM153 82V81H152ZM157 82V81H156ZM203 82V81H202ZM151 83V82H150ZM201 83V82H200ZM240 83V82H239ZM152 84V83H151ZM150 84V85H151ZM153 84H156L155 82H153ZM157 84H158V82H157ZM149 85V86H150ZM195 85V84H194ZM233 85V84H232ZM235 85V84H234ZM240 85H241V83H240ZM27 86H29V89H30V98L28 97V96H26V92H28L27 91ZM196 86V85H195ZM195 86H193L194 87V89L197 87H195ZM237 86V85H236ZM110 87V88H109ZM144 87V86H143ZM147 86H145V88H146ZM9 88V87H8ZM36 88V87H35ZM205 88V87H204ZM203 88V89H204ZM231 88H232V86H231ZM230 88V89H231ZM144 88H142V90H143ZM148 89H149V91L151 90L149 87H148ZM156 89V88H155ZM230 89H229V91H230ZM243 89H244V87H243ZM122 90H123V88H122ZM154 90V87H152V90L150 91V93H152V91ZM199 90H201V88H199ZM199 90H197L198 92H199ZM206 90V89H205ZM232 90V89H231ZM121 91V90H120ZM144 91V90H143ZM148 90L146 89V91H144V92H147ZM194 91V90H193ZM203 91V90H202ZM202 91H200V92H202ZM228 91V92H229ZM9 92V91H8ZM143 92V93H144ZM154 92V91H153ZM206 92H208V91H206ZM227 92V93H228ZM235 92V91H234ZM29 93V92H28ZM142 93V94H143ZM194 94H195V92H194ZM198 94V93H197ZM211 94V93H210ZM223 94H225V93H223ZM232 94V93H231ZM231 94H227V98L225 97V99H227L228 100V103L226 104V103H224L223 102V100H222V102H220V104L218 105V109L220 110V113L221 114H224V115H226L227 116V114L229 113L230 114V112H229V107L232 105V104H235V103H232V102H235L234 100H233V97H232V95ZM9 95V94H8ZM144 95H147V103L146 102H144V101H146V99L144 100V98L146 97V96H144ZM149 95V96H148ZM193 95V94H192ZM142 96H144V98H142ZM141 96V99H143V102L142 101H140V103H141V105H143V106H141L140 105V108H143V107H147V105H149L150 103H152L153 102V100H152V95L151 94H149L148 92L147 93H144L143 95ZM199 96H200V94H199ZM199 96H197L198 98H199ZM206 96H207V93H203L202 94V96H200L201 98H203L204 99V101H202L200 98V100H201V102H203L202 104L199 102V103H197L198 105L197 106H199V110L197 109V110H194L195 112H193V113H198V111H199V113L197 114V116H198V118L196 117L195 118V120L196 119H198V121H193L192 119L193 118H191V116L192 115H190V118H191V121L192 122H189V124L190 123H193V125L191 126L192 127V129H191V133H192V135L194 134V135H196L197 137H198V139L202 142V144L203 145H205L206 146V148H208L209 150H211V152L212 153H214V154H217V157L220 159V163H221V165L222 164H224V155L226 154H224V152H223V150H222V148H221V146L219 145V143L217 142L218 140H216V137H217V134L216 135H214L213 133V131H211V130H213V127L215 128V127H217V126H212L211 127V130H210V128L208 129V127H204V123H203V121H202V117H203V114H204V112H205V108H204V102H205V98H206ZM196 97V98H197ZM238 97V96H237ZM256 96L254 95V97L253 98H255ZM10 98V97H9ZM197 98V99H198ZM15 99V98H14ZM17 99V98H16ZM29 99H31L32 100V106L30 105V103H29ZM198 99V100H199ZM235 99H236V97H235ZM259 99V98H258ZM114 100V99H113ZM136 100V99H135ZM193 100H195V99H193ZM233 100V101H232ZM196 102H197V100H195ZM111 102H113V101H111ZM144 103L146 104L145 106H144ZM193 104V103H192ZM199 104H201V107H200V105ZM262 104H263V109L262 110H260V113H261V121L263 120L264 121V101H262ZM215 105V104H214ZM113 106V105H112ZM178 106V105H177ZM196 106V107H197ZM117 107V106H116ZM130 107V106H129ZM139 107V106H138ZM175 105H172L171 103H169L167 106H164L159 112H158V114L156 115V117H155V119H157L158 121H163V122H165V121H167L168 119H174L175 120V116L177 115V113H176V111H175ZM180 106H178V108H179ZM109 108L107 109V110H109ZM138 109L139 111L141 110V109ZM182 108H184V106L183 107H181L180 108V111H181V109ZM13 109V110H14ZM113 109V108H112ZM136 109V108H135ZM12 110V111H13ZM119 110V109H118ZM132 110V109H131ZM111 111V112H110ZM109 112L110 113H112V110H110ZM120 111V110H119ZM125 111V110H124ZM155 111V110H154ZM179 110H177V112H178ZM191 111V110H190ZM11 112V111H10ZM108 112V111H107ZM106 112V113H107ZM187 112V114H190L191 112H189L188 113V111H186ZM14 112H12L11 113V116L9 117V113L5 116V118H7L8 117V121H11V122H9L10 124H12V126H11V128L13 129V132H15V133H11V136H13L14 137V139H18V138H20V139H18L19 141L22 139V141H23V136L21 135V133H20V131H19V129L15 126L14 127V123H16V122H14L16 119H18L17 117L18 116H16L17 114L15 113V114H13ZM19 113V112H18ZM114 113V112H113ZM112 113V114H113ZM120 113V112H119ZM125 113V112H124ZM184 112H183V110H182V113L181 114H183ZM238 113V112H237ZM105 114V113H104ZM109 114V113H108ZM107 114V115H108ZM180 114V115H181ZM185 114V113H184ZM186 114V115H187ZM229 114H228V117L229 118H231L230 116H229ZM235 114V113H234ZM234 114H231L232 115V117L233 118H235L234 120H235V123H234V121H233V118L231 119V122L233 121V124H238V123H236V122H239V124H240V122H241V124H243V125H240V126H242L243 128L248 124V123H246L244 120H242L239 116H238V114L236 115V116H234ZM86 115V116H87ZM107 115H103V116H107ZM120 115V114H119ZM189 115H187V118H189L188 117ZM194 116V115H193ZM221 117V119H223L224 117L222 116V115H220ZM12 117V118H11ZM15 117H16V119H15ZM26 117V116H25ZM123 117V116H122ZM132 117V116H131ZM174 117V118H173ZM228 117H225V119H223V120H225V121H227L229 118ZM4 118V120H5V122H8V121H6V119ZM9 118L11 119V120H9ZM103 118V117H102ZM113 118H115V116L113 117ZM117 119H118V117H116ZM115 118V119H116ZM120 118V117H119ZM177 118H178V116H177ZM228 118V119H227ZM15 119V120H14ZM99 119V118H98ZM126 119V118H125ZM179 119V118H178ZM220 119V120H221ZM227 119V120H226ZM236 119L238 120V121H236ZM109 120V119H108ZM107 119L106 120H97V123H96V121H95V124H96V127H98L97 129H98V136H99V139H100V143H102V144H100V145H102L100 148L102 149V158H103V162H104V165H105V170H106V174L107 175H111V174H115V173H118V174H124L125 172H126V160H125V158H124V148H122V145H123V141L125 140V138H127L126 136H124L125 134H124V132L122 131V127H119V124H117L116 125V123H119V122H117L116 120H115V122L116 123H113V121H112V123L110 122V121H108ZM113 120V119H112ZM120 120H123V119H121L120 118ZM119 120V121H120ZM177 120V119H176ZM175 120V121H176ZM218 121H219V119H217ZM13 121V122H12ZM86 121H88V120H86ZM108 121V122H107ZM127 121V120H126ZM133 121V120H132ZM171 121H173V120H171ZM174 121V122H175ZM180 121V120H179ZM188 121H190V119H188ZM225 121H223V124L220 122V125L222 124V125H224V122ZM18 122V121H17ZM94 122V121H93ZM123 122H125V120L123 121ZM129 122V121H128ZM177 122V121H176ZM81 123V124H80ZM84 123H85V120H84ZM83 123V124H84ZM111 123V124H110ZM132 123H135V124H137V125H140L139 124V122L136 120V121H134V122H132ZM178 123V122H177ZM177 123H175V126H176V124ZM217 122H215V123H213V124H216ZM9 124V125H10ZM122 124V123H121ZM135 124H131V126H133V128L136 126ZM160 124V123H159ZM172 124V123H171ZM188 124V125H189ZM16 125V124H15ZM113 125V126H112ZM125 125V124H124ZM163 125V124H162ZM165 125V124H164ZM216 125H218V126H220L219 125V123L218 124H216ZM5 126V125H4ZM114 126H116V127H114ZM121 126V125H120ZM128 126H129V123H128ZM173 126V125H172ZM180 126V125H179ZM187 126V125H186ZM9 127V128H8ZM130 127V126H129ZM137 128H138V126H136ZM134 128V129H137V128ZM140 127V126H139ZM177 127V126H176ZM190 127V126H189ZM7 128L10 130V126H7ZM132 128V127H131ZM156 128V127H155ZM221 128V127H220ZM220 128H218V129H220ZM222 128H223V126H222ZM221 128V129H222ZM125 129V128H124ZM123 129V130H124ZM128 129V128H127ZM139 129V128H138ZM157 129V128H156ZM177 129H178V127H177ZM132 130V129H131ZM142 130H144V129H142ZM142 130H141V132H142ZM155 130V129H154ZM174 130H176V129H174ZM179 130V129H178ZM177 130V131H178ZM215 131H217V129H214ZM4 128L2 127V125H1V123H0V147L1 146H4L5 145V137H4V135H3V133H4ZM181 131H182V129H181ZM11 132V131H10ZM130 132H132V131H130ZM133 132H134V130H133ZM135 132H139V130L137 131H135ZM140 132V134H142V133H144V131L141 133ZM180 131H178V133H179ZM188 132V131H187ZM175 133L176 132H174L172 129H169V128H167V127H165V126H162L161 128H159V130L157 131V133L156 134H158V135H160L158 138L161 140V142H162V138L161 137H165L166 138V136L168 137V138H166V145H162V144H165V141H163L164 143H161L160 141V145H158L159 147L161 146V148H159V151H158V153L157 154H153V155H155L154 157H156V155L158 156L159 155V153H161V151H162V149L163 148H165L166 146H167V144L169 145V142L167 141V139L168 140H171L172 141V139H174L176 136H175ZM181 133V132H180ZM5 134V133H4ZM139 134V133H138ZM139 134V135H140ZM146 134V133H145ZM145 134H143V135H145ZM177 134V133H176ZM23 135H28V134H26V133H24ZM118 135H120V137H116V136H118ZM129 135V134H128ZM131 135V134H130ZM139 135H135L136 137H138ZM180 135V134H179ZM191 135V134H190ZM10 136V137H11ZM142 136V135H141ZM157 136V135H156ZM185 136V135H184ZM216 136V137H215ZM12 137V138H13ZM146 138L148 137V135H146L145 136ZM141 138L140 140L142 141V140H144V139H146V138ZM181 137V136H180ZM179 137V138H180ZM130 138V137H129ZM128 138V139H129ZM139 138V137H138ZM150 138V137H149ZM153 138H154V136H153ZM164 138V139H165ZM187 138V137H186ZM134 139V138H133ZM157 138H154L153 139V141L154 140H156ZM181 139V138H180ZM183 139V138H182ZM184 139H185V137H184ZM218 139V138H217ZM252 139V138H251ZM13 140V139H12ZM25 140V139H24ZM69 140V141H70ZM132 140V139H131ZM135 140V139H134ZM136 140H138L139 141V139H136ZM148 140V139H147ZM152 140V136H151V139H150V141ZM179 140V139H178ZM177 140V141H178ZM188 140V139H187ZM187 140H182V142H180L179 141V144L181 143V146L183 147V145L187 142ZM26 141V140H25ZM158 141V140H157ZM170 141V142H171ZM27 142V141H26ZM140 142V141H139ZM138 142V143H139ZM10 143H12V142H10ZM72 142H70V144H71ZM142 143H144V141L142 142ZM148 143H151V142H149V141H146V145H148ZM174 143V140L172 141V144ZM178 142H175L174 144L176 145ZM26 144H28V143H26ZM25 144V145H26ZM152 144V146L153 145H157V144H153V143H151ZM150 144V145H151ZM171 143H170V145H172ZM31 145V144H30ZM74 145V144H73ZM139 145V144H138ZM144 145V144H143ZM239 145V144H238ZM242 145V144H241ZM16 146H17V144H16ZM134 146V145H133ZM142 146V145H141ZM141 146H139V147H141ZM145 146V145H144ZM152 146H148V147H145V149L146 148H153ZM157 146V147H158ZM164 146V147H163ZM181 146H179V147H181ZM20 147V146H19ZM131 147H132V145H131ZM156 147V148H157ZM17 148V147H16ZM27 148V147H26ZM127 148H128V146H127ZM126 148V149H127ZM172 148H173V146H172ZM175 148H178L177 146H175ZM28 149V148H27ZM30 149V148H29ZM139 149V148H138ZM142 149H143V147H142ZM158 149V148H157ZM171 149V148H170ZM34 150H35V148H34ZM127 150H129V149H127ZM130 150H131V148H130ZM151 149H149V151H150ZM152 150H154L155 151V149H152ZM151 150V151H152ZM161 150V151H160ZM173 150V149H172ZM25 151H26V149H25ZM77 151V150H76ZM150 151V152H151ZM168 151V150H167ZM178 151V150H177ZM176 151V152H177ZM23 152V151H22ZM28 152H30V151H28ZM130 152V151H129ZM134 152V151H133ZM150 152H148V153H150ZM166 151H164V153H165ZM171 152V150L168 152V155H170V154H172L173 153V151H172V153H170ZM154 153V152H153ZM155 153H156V151H155ZM170 153V154H169ZM131 154H132V151H131ZM138 154V153H137ZM174 154V153H173ZM231 155H233V153L231 152L230 153ZM73 155H75V156H73ZM151 156H153L152 154H150ZM164 154H161V156H163ZM176 154H174V156H175ZM73 156V157H72ZM130 156V155H129ZM132 156V155H131ZM133 156H136V154L134 153L133 154ZM131 157V159L132 158H134V157ZM172 156V155H171ZM174 156L172 157V160L174 159ZM177 156V155H176ZM175 156V157H176ZM71 157H72V159H71ZM153 157V158H154ZM159 157V156H158ZM166 157H167V155H166ZM166 157H165V159H166ZM216 157V158H217ZM68 158H69V160H68ZM168 158V157H167ZM170 159H171V157H169ZM177 158V157H176ZM227 158V157H226ZM65 159H67L66 161H65ZM135 159V158H134ZM137 159V158H136ZM151 159V158H150ZM156 159V158H155ZM157 159H159V158H157ZM170 159H167L168 160V163H169V160ZM178 159V158H177ZM167 160H166V162H167ZM171 160V161H172ZM179 160V159H178ZM63 161H65V162H63ZM132 161V160H131ZM134 161V160H133ZM159 161V160H158ZM163 161V160H162ZM175 161H177L176 159H175ZM67 162V163H68ZM74 162H76V160L74 161ZM74 162H72L71 164L73 165H75L76 163H74ZM164 162V161H163ZM172 162H174V161H172ZM178 162V161H177ZM62 163V164H61ZM136 163V162H135ZM135 163H133L132 162V164L133 165H135ZM139 163H141V161H139ZM156 163H158L157 161H156ZM162 163V162H161ZM168 163H165V164H167L168 165ZM178 163H180L179 165L177 164V167L178 168H182L183 169V171L185 170V168H186V164L183 162V160H182V162H178ZM170 164V163H169ZM61 165L63 166V167H61ZM69 167L71 166V165H69V164H67ZM132 165V166H133ZM137 165H138V160H137ZM140 165V164H139ZM138 165V166H139ZM161 165V164H160ZM174 165V164H173ZM128 166V165H127ZM157 166V165H156ZM159 166V165H158ZM135 167H137V166H135ZM135 167H133L134 169L133 170H135V169H137V168H135ZM63 168V169H62ZM140 168L141 167H139V171L137 172V174H141V173H150V172H145V171H141L140 170ZM154 168V167H153ZM162 169H164L163 168V166L161 167ZM150 169V168H149ZM148 169V170H149ZM155 169H156V167H155ZM155 169H152L153 171H155ZM176 169V168H175ZM174 169V170H175ZM181 169V170H182ZM61 170H63V171H65L66 173L65 174H63L62 173V175H61ZM158 170V169H157ZM161 170V169H160ZM179 170V169H178ZM177 170V171H178ZM79 171H80V173L81 172H85L86 171V167L85 166H83V165H81V167L79 168ZM135 173H136V170L134 171ZM134 172H132L133 174H135ZM152 172V171H151ZM179 172H180V170H179ZM76 173V172H75ZM77 173H78V171H77ZM158 173H160V172H158V171H155V174H158ZM164 173V172H163ZM182 173V172H181ZM180 173V174H181ZM41 174V173H40ZM151 174V173H150ZM174 174H175V172H174ZM178 174V173H177ZM44 175V176H45ZM68 175H69V173H68ZM74 175V174H73ZM72 175V176H73ZM152 175H154V173L152 174ZM159 175V174H158ZM160 175H162L163 176V174H160ZM217 176V174H214L213 176H211L209 179H207L205 182H204V185H205V183H207L206 184V186L208 187H213V185H215L216 183L214 182L213 183V180L215 179V177L214 176ZM41 176V177H42ZM155 176V175H154ZM162 176H157L156 175V178L157 177H162ZM177 176V175H176ZM43 178V177H42ZM134 178V177H133ZM164 178V177H163ZM163 178H162V180H163ZM44 179V178H43ZM159 179V178H158ZM160 180V179H159ZM159 180H158V183L155 185V187H158V184H160L161 182H159ZM216 180V182L218 181V179H215ZM134 181V180H133ZM3 182V181H2ZM163 182H164V180H163ZM162 182V183H163ZM219 182V181H218ZM217 182V183H218ZM161 183V184H162ZM42 184V182H40L39 183V185H41ZM0 185H1V183H0ZM3 185H4V183H3ZM203 185V184H202ZM216 185H218V184H216ZM233 185L232 184H225L224 186H223V191L221 192V194H218L219 195V201L220 200H222L223 201V199H224V201L226 200V202H224V204L226 205V207H227V209H228V207H230V205L232 204V205H234L233 204V200L232 199H235L234 197H241V199H242V196H243V191H244V189L247 187V186H252L257 192H259V193H261V194H263L264 193V189L262 188V185H260L259 183L258 184H256V183H253L252 181H250L249 179H248V177H247V175H245V174H243V177L242 178H239V180H238V184H237V186H236V188H234V187H232ZM3 187V186H2ZM14 187V186H13ZM122 187V186H121ZM162 187H163V185H162ZM162 187H158V188H162ZM221 187V186H220ZM204 188H206V187H204ZM209 189V188H208ZM217 189V188H216ZM163 190V189H162ZM200 190V189H199ZM204 190V189H203ZM207 189H205L204 191H206ZM210 190H211V188H210ZM214 190V189H213ZM219 190V189H218ZM146 191V193H144ZM204 191H201V192H204ZM209 191V190H208ZM215 191V190H214ZM213 191V192H214ZM220 191V190H219ZM217 191H215L214 192V194L216 193ZM115 193V192H114ZM153 193H154V191H153ZM161 193H162V191H161ZM205 193V192H204ZM209 193V192H208ZM201 194V193H200ZM17 195V194H16ZM19 195V194H18ZM115 195V194H114ZM156 195V194H155ZM217 195V196H218ZM71 196H72V194H71ZM215 196V195H214ZM224 196V198H222ZM245 196V195H244ZM21 197H19V200H18V204H19V207H21V208H23L24 207V204H25V201H24V197H22V199H20ZM72 198H73V196H72ZM157 198V197H156ZM216 198V197H215ZM50 199H52L53 200V204H51V202H50ZM75 200V199H74ZM216 200V199H215ZM215 200H214V202H215ZM217 200H218V197H217ZM216 200V201H217ZM160 201V200H159ZM240 201H242V200H240ZM239 200L237 201L236 200V202L238 203L237 205H239L238 207H240V202ZM246 201V200H245ZM143 203V202H142ZM229 203V204H228ZM235 203V202H234ZM158 205L159 204H161V202H159V203H157ZM216 204H217V206H219V208L217 209V206H216ZM214 203V204H212L213 205V207H209V209L207 208H205V210L207 211V210H210V211H207V214H206V212H205V210L203 211L204 212V215H206V218H204L205 216L203 215V219L205 220V222H204V224H203V222L201 223L202 225H203V228H204V230H203V232H201V236H200V238L203 236L204 237V239L205 240H203V243H204V245H205V247L206 246H209L207 243H205V241L206 240H208V239H211V238H214V237H219L220 239L222 238V237H220V236H222V234L219 232V230H218V227H219V225H220V223H221V219H222V217L225 219V217H227L228 216V212H225V210H224V212H220V211H223V209L221 210L220 208H223V207H221V205L223 206V204L221 203L220 204V202L218 203ZM227 204L229 205V206H227ZM236 204V203H235ZM246 204V203H245ZM138 205V204H137ZM74 206V205H73ZM111 206L110 205H108V206H106L105 207V216L107 217V218H110L111 217V215H112V209H111ZM134 206H135V204H134ZM236 206V205H235ZM158 207V206H157ZM206 207V206H205ZM232 207V206H231ZM230 207V208H231ZM129 208V207H128ZM237 208V207H236ZM213 209V210H212ZM232 213H233V211H235L236 212V217H237V220H238V222H239V224H237V223H235L236 224V226H234V228H232V229H234V232H233V234H232V230H230V233H227V237L229 238L231 235H233V236H235L234 234H235V232H236V236L237 237H239L240 236V234L239 233H237V231H235V230H238V229H240V230H243V231H241V232H246L247 230H250L249 231V236H248V241L245 243V245L243 246L246 250H245V254H246V256H242L243 257V264H261L260 262H258L257 260H256V258H258V257H260L261 258V260L263 261V257L262 256H260V255H257V253H256V251L258 250V248L261 246V245H264V236H263V238H260L259 236L260 235H262L261 234V229H260V226H259V224L257 225L256 224V221L259 219V217H260V211L261 210H264V198H263V201L258 205V206H256V207H252V208H248L247 207V205H244L243 203H242V210L240 211V209L239 208H237V209H235V207L233 206L232 207ZM75 210V209H74ZM219 210V211H218ZM222 214V216H220L221 214ZM224 213V214H223ZM76 214V215H75ZM152 216H153V214H152ZM155 216V215H154ZM262 216V215H261ZM263 217V216H262ZM264 218V217H263ZM156 219V220H157ZM162 219V220H161ZM240 220V221H239ZM263 221V220H262ZM166 222V221H165ZM134 223V222H133ZM262 223V222H261ZM264 223V222H263ZM132 224V223H131ZM128 225V224H127ZM130 225V224H129ZM134 225H136V222L134 223ZM264 225V224H263ZM34 226V225H33ZM113 226H112V228H113ZM130 226H132V225H130ZM39 227V226H38ZM39 227V228H40ZM114 227V228H115ZM136 227V226H135ZM235 227H236V229H235ZM126 228H128V227H126ZM229 228V227H228ZM37 230V229H36ZM46 231L44 232V233H46ZM155 232H157L156 234H155ZM238 232H240V231H238ZM35 233V232H34ZM34 233H33V235H34ZM239 234V235H238ZM87 235V234H86ZM166 235V236H165ZM230 235V236H229ZM36 236V235H35ZM40 236V235H39ZM46 236V235H45ZM83 236V237H82ZM158 236V237H157ZM233 236H231V238H233ZM235 236V237H236ZM242 237H243V235H241ZM244 236H246V235H244ZM3 236L1 235V233H0V238H2ZM147 236H145L144 238H146ZM202 237V238H203ZM119 239V241L121 240V238H123L120 242H121V244H120V242H119V247H114V245H117V243L115 244L114 243V240H116V239ZM147 238H149V237H147ZM156 238H154V239H156ZM218 238V239H219ZM225 238V237H224ZM227 238V239H228ZM244 238V237H243ZM85 239V238H84ZM223 239V238H222ZM246 239H247V237H246ZM246 239H244L245 241H246ZM5 240V239H4ZM159 240V239H158ZM224 240V239H223ZM226 240V239H225ZM224 240V241H225ZM230 240V239H229ZM237 240V239H236ZM244 240H243V242H244ZM14 241V240H13ZM13 241H11V242H13ZM18 241V240H17ZM157 241V240H156ZM165 242H168V240L166 241V240H164ZM163 241V242H164ZM200 241H202V240H200ZM227 241L228 240H226V243H227ZM231 241V240H230ZM240 241V240H239ZM16 242V241H15ZM95 242V243H94ZM147 242V244H145ZM150 242V243H149ZM207 242H209V241H207ZM232 242V241H231ZM87 243V242H86ZM158 243V244H157ZM156 244H154L153 245V247H157L158 245L160 246V242L158 241ZM229 243V242H228ZM233 243H236L235 242V240H234V242ZM232 243V244H233ZM240 243V242H239ZM16 244V243H15ZM163 244V243H162ZM221 244H222V242H221ZM224 244V243H223ZM17 245H19L18 246V248H17V250L19 251V249L22 251V247H24L22 244L20 245L19 243L17 244ZM51 245V244H50ZM121 245V246H120ZM141 245V247H139ZM150 245V246H149ZM155 245H157V246H155ZM228 245V244H227ZM231 245V244H230ZM229 245V246H230ZM243 245V244H242ZM251 245V246H250ZM252 245H254V247L252 248ZM20 246H21V248H20ZM158 246V247H159ZM240 246V245H239ZM146 247H149L148 249L149 250H147V248ZM202 247V246H201ZM205 247H202V252H204V251H207V252H209L208 250H205L206 248ZM234 246H232V248H233ZM236 247V246H235ZM242 247V248H243ZM91 249L92 250V248H93V250H92V255H91V253H90V255H88L89 254V251H88V249ZM144 248L146 249V250H144ZM159 248H162V247H159ZM158 248V249H159ZM226 248V247H225ZM224 248V249H225ZM89 249V250H90ZM143 251H142V250ZM210 249V248H209ZM223 249V250H224ZM228 249V248H227ZM240 249V248H239ZM136 250V251H135ZM138 250V251H137ZM200 250V251H201ZM204 250V251H203ZM20 251V252H21ZM36 251V250H35ZM139 251H141V252H144V253H142L143 255H140V259H139V257L137 258V255H136V253L135 252H139ZM160 251V250H159ZM226 251V250H225ZM242 251H244V250H242ZM140 252V253H141ZM206 252V253H207ZM212 252V251H211ZM211 252H209V253H211ZM229 252V251H228ZM19 253V252H18ZM37 253H38V251H37ZM37 253L35 252L34 253V255H33V257H31V258H28V260L30 261V262H32L31 264H36L34 261L35 260H37L39 257H37ZM205 254V253H204ZM236 254V253H235ZM244 254V255H245ZM210 255V254H209ZM223 255V254H222ZM21 256V255H20ZM95 258H94V257ZM207 256V255H206ZM225 256V255H224ZM43 257V256H42ZM53 257V256H52ZM205 257V256H204ZM226 257V256H225ZM144 258V259H143ZM165 258V257H164ZM206 259H207V257H205ZM211 258V257H210ZM222 258V257H221ZM232 258V257H231ZM214 259V258H213ZM98 260H100V261H98ZM164 260V259H163ZM208 260H209V257H208ZM221 260V259H220ZM42 261L43 262H40L39 264H45V259L44 258H42ZM207 261V260H206ZM230 261V260H229ZM232 261V260H231ZM163 262V261H162ZM167 262V261H166ZM239 262V261H238ZM49 263V262H48ZM101 263V264H102ZM165 263V262H164ZM213 263V262H212ZM167 264V263H166Z\"/></svg>","mask_w":264,"mask_h":264},{"label":"crops","instance_id":"obj_3","mask_svg":"<svg viewBox=\"0 0 264 264\" xmlns=\"http://www.w3.org/2000/svg\"><path fill=\"white\" fill-rule=\"evenodd\" d=\"M5 1L6 0H0V10H2V12L0 11V16L1 13H3V17H0V40L4 38L1 40L4 41V43H7L8 39H11L9 37L11 33H16V31H19L17 30L19 29L17 27H19L18 23H20L21 19L23 32L25 31L26 33H30L33 31H39L43 34L45 32H74L76 42L78 44H82L87 38H89L90 32H99L100 27L111 18V12L108 7L109 5H107V0H84L74 4L73 6H70L67 13L68 16L64 24L65 27L56 26L53 23L55 21L54 16L56 13H54L55 11L53 9V5L50 2H46L45 0H33L31 2L22 4L21 8H18L17 10L10 8L9 10H4ZM260 1L261 0H253V5H251L252 1L250 2L249 7L253 6V8L249 13V16L256 14L258 9L257 6L259 5ZM65 3L66 2L64 1L58 2V9L60 5ZM46 4L49 10H46ZM5 11L10 13H6ZM4 12L6 14H4ZM68 18L69 23L67 22ZM43 23H46V25ZM55 26L57 28H55ZM10 36H12V34ZM20 40L24 41V37L21 36ZM4 43L0 42V118H4L8 111L14 109L15 104L20 102L22 99V94L24 93H22V88L12 91L10 90V86L13 85H10V83H13L12 81L16 80V76H18L16 74H19L18 71L21 70V64L19 61L18 48L14 50L15 48L11 44H8L7 46ZM3 46H6V48L4 49ZM2 48L7 53L4 52ZM180 50L182 49L180 48L179 51ZM191 50L194 49L192 48ZM182 51H184V49ZM8 52L11 56L8 54ZM179 53L182 52L180 51ZM204 53L214 63H217L216 58L210 57L206 51ZM6 54H8L7 57ZM118 65H120V63H110L109 66L103 67L104 69L100 73L98 71L96 75L97 81L90 87L87 84L85 74H76L70 77L62 86H60L59 89L52 86L54 83L58 86L57 75H47L44 78H41L39 80L40 86H38L36 89H32L33 93L39 92L42 96V105L45 109V112L42 113L39 118L52 117L56 125H62V123L64 124L69 119L70 108L78 104L80 100L88 94L89 89L94 92L92 97L93 101L102 94L101 87H107L108 85H106V83L108 81L114 80L116 73L113 70L121 67ZM214 77L217 78V74L214 75ZM173 80L175 82V87L176 85L178 86L176 89L177 94L179 85L177 84L175 78ZM219 89L220 86L219 83H217L214 89L210 91L211 95L210 93H207L205 98L203 123L206 122V125H211L212 123V117L209 115V113L213 111L215 106L218 108V105L214 104L219 100L217 97V94L220 93ZM176 94L173 84H168L166 80L159 83L152 93L153 102L147 105V107H143L136 115L140 126L142 128H147L150 123L154 121L156 115L164 105L167 106L169 102H174ZM259 101H264V89L259 91V95L255 99L245 96L237 100L235 104L229 107L230 113L236 114L238 112V116L248 123L247 127L243 128V130L235 136L234 140L236 143L243 144L246 140H248L249 137H251V132L254 130V125L257 122V118L261 110ZM14 112L16 114H21L20 110H16ZM37 118L38 117L36 116V119ZM16 126L20 127V132L32 133L34 131V125L30 115H28L23 121L18 119ZM17 149L13 151L16 152ZM178 155L186 164L184 172L177 180L175 185L170 188L169 193L162 194L161 204L154 210L155 216H152L149 210L145 211L143 224L141 225L139 231H137L135 228H132L134 233L143 236L150 232V230L157 224V217H161L168 211L177 207L184 198H189L192 195L195 187L205 180L217 165V158L215 154L206 148V146L203 145L198 137L194 134L190 136L187 142L179 150ZM88 165L89 167L87 170L89 169L91 172H98L101 169L102 162L97 161L93 164L88 163ZM35 166L36 161L31 153H22L16 158L12 159L7 165L0 167V178L4 179L10 177L11 175L17 176L21 173L30 172L35 168ZM76 178L79 180L82 178V176H78ZM155 183L156 178L150 173L136 174L134 178L128 180L126 184L120 188L119 194L122 198L128 201L141 199L143 197L142 189L149 190ZM262 197L263 195L257 192L252 186H247L243 191L242 203L247 205L248 208L256 207L263 201ZM236 222V212L233 211V213L228 214L225 219L223 218L221 220V223L218 227L219 232L221 234L227 232L228 227H232Z\"/></svg>","mask_w":264,"mask_h":264},{"label":"built area","instance_id":"obj_4","mask_svg":"<svg viewBox=\"0 0 264 264\" xmlns=\"http://www.w3.org/2000/svg\"><path fill=\"white\" fill-rule=\"evenodd\" d=\"M21 43H22V41L20 40V37H18V45H19V49H20V52H21Z\"/></svg>","mask_w":264,"mask_h":264}]
</instances>
